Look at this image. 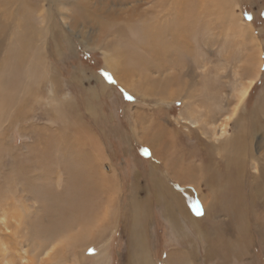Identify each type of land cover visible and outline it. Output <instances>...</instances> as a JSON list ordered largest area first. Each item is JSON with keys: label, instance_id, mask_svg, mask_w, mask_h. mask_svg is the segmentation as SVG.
I'll return each mask as SVG.
<instances>
[{"label": "rangeland", "instance_id": "374dc122", "mask_svg": "<svg viewBox=\"0 0 264 264\" xmlns=\"http://www.w3.org/2000/svg\"><path fill=\"white\" fill-rule=\"evenodd\" d=\"M158 1L0 0V264H264V0Z\"/></svg>", "mask_w": 264, "mask_h": 264}, {"label": "bare ground", "instance_id": "6f19581e", "mask_svg": "<svg viewBox=\"0 0 264 264\" xmlns=\"http://www.w3.org/2000/svg\"><path fill=\"white\" fill-rule=\"evenodd\" d=\"M54 1H56V5H57V8H58V12H59V17H61V21L64 23V22H66V21H68L67 19V17H68V11H69V9H68V7H69V4H70V2L68 3L67 1L68 0H64L65 1V3H62V2H64V1H61V0H54ZM220 1V0H219ZM168 2H169V0H159L158 1V3H157V5H156V7L157 8H159L158 10H155L153 13L155 14V16H158V15H160L162 12H164L166 9H167V5H168ZM88 3H90V2H88ZM121 4V3H120ZM141 4V3H140ZM210 4H212V6H217V5H220L221 3L219 2H217V0L215 1V0H212L211 1V3ZM130 5V4H129ZM81 6V5H80ZM131 6V5H130ZM130 6H126V7H123V6H118L119 8H122V10H125V9H127V8H129ZM79 7V6H78ZM118 7H117V14H118V12H119V10H118ZM155 7V6H154ZM110 8H111V6H110ZM116 8V7H115ZM124 8V9H123ZM80 9V8H79ZM165 9V10H164ZM78 10V9H77ZM113 10H115L114 8H113ZM140 10V12H138V13H140L141 15H139V18L140 19H142V22H143V24H145V25H142V27L141 28H143L144 30H147V28H146V26H147V23H149V22H147V18H146V6L145 7H142V8H140L139 9ZM90 12V11H89ZM115 12V13H116ZM123 13V12H122ZM127 13V12H126ZM116 14V15H117ZM121 13H119L118 15H120ZM222 15V17H223V19L226 17V18H228V19H226V21L225 20H223V21H225L226 22V27H227V29L230 31L231 30V32H237L238 34H241V37L243 38V34L245 33V31H244V29H245V25L243 24V23H239L238 21H234L233 20V17L232 18H230L229 16H228V13H227V10L225 11V13L223 12V13H221ZM132 15V14H131ZM138 15V14H137ZM217 15V14H216ZM122 16H123V14H122ZM127 16H129V15H127ZM154 16V17H155ZM72 17V16H71ZM130 17V16H129ZM134 16L132 15V18H133ZM155 18H157V17H155ZM121 20V19H120ZM132 20V19H131ZM153 20V19H152ZM188 20V19H187ZM133 21V20H132ZM107 22V21H106ZM139 22V21H138ZM178 22V21H177ZM129 23V22H128ZM107 24H108V22H107ZM175 24V23H174ZM183 24H184V22H183ZM234 24H237V25H234ZM155 25V24H154ZM116 26V25H115ZM131 27V26H130ZM123 28V27H122ZM112 29V28H111ZM181 29H182V27H180L179 25H177V24H175V26H173L172 27V29H170V30H172V31H174V33L175 34H177V32H181ZM129 30H130V28H129ZM148 31V30H147ZM72 32V31H71ZM121 32V31H120ZM146 32V31H145ZM144 32V33H145ZM150 32V31H149ZM244 32V33H243ZM160 33V32H159ZM161 34V33H160ZM179 34V33H178ZM110 35V34H109ZM153 35H156L155 33L153 34ZM157 36V35H156ZM159 38V37H158ZM151 44H153L152 46H154V48H152L153 49V52H152V54H153V56L154 57H158V56H160V57H162L163 55L164 56H166L167 54H169V52H168V50H167V47L165 46V45H163V44H161V43H159L160 41H158V39H157V37H154V38H152L151 39ZM171 42V41H170ZM148 44V43H147ZM150 44V43H149ZM148 44V45H149ZM136 45V44H135ZM145 46V45H144ZM151 46V45H150ZM151 46V47H152ZM150 47V48H151ZM104 50V49H103ZM106 51V50H105ZM104 51V52H105ZM150 52V51H149ZM162 55V56H161ZM257 55H258V51H255L254 52V56L255 57H257ZM114 60H115V58L113 57V58H111V61H113V63H114ZM108 59H106V62L108 63ZM106 63V64H107ZM110 63V62H109ZM108 63V64H109ZM115 63H117L116 61H115ZM146 64V63H145ZM254 64H255V66H256V69H258L259 67H260V62H258L257 60H254ZM257 71L258 70H256V73H257ZM181 73V72H180ZM181 75V74H180ZM183 76V75H182ZM188 75H186V74H184V77H187ZM177 81V79H175V78H172V79H169V80H166V82H168L169 84H171V83H173V84H175V83H177L176 82ZM185 81V80H184ZM129 82V81H128ZM181 82V81H180ZM181 83H183V82H181ZM180 83V84H181ZM191 83V82H190ZM130 84H132V83H130ZM251 84H252V82H251V80H248V83L247 84H241V86L240 87H237V89L233 92V93H235V94H233V100H234V107H233V109H230L229 110V113H228V115H225V116H223V118L220 120V123L218 124V127L217 128H219L220 129V134H215L213 137H215V141L217 140V138L218 139H220V138H222L223 137V135H225V127L228 125V123H230L233 119H234V117L236 116V114H237V110L239 109V107H240V105L242 104V102L246 99V96L248 95V93H249V91H250V86H251ZM184 90H183V95H178L181 99H182V101H183V103H187V98H191V97H193V95H195V89L193 88L192 89V87L189 85V83H187L186 81L184 82ZM182 86V87H183ZM167 88V87H166ZM165 88V89H166ZM172 88V87H171ZM128 89V88H127ZM163 90V89H162ZM177 94V93H176ZM175 95V94H174ZM167 100V99H166ZM231 107V106H230ZM193 108L194 109H197L198 107L194 104L193 105ZM198 110V109H197ZM211 116H213V115H211ZM193 126L192 127H194V128H197V129H199L200 127L199 126H194L195 124H198V121L195 119V121H193ZM226 141H228V140H226ZM223 142V141H222ZM225 142V141H224ZM213 143V142H212ZM227 143H229V144H231V145H234V144H236V145H238L239 146V144H237L238 142L236 141V143L235 142H232V138H230V140H229V142H227ZM215 144V143H214ZM225 144V143H224ZM241 144V143H240ZM217 146V145H216ZM227 146V145H226ZM219 149V148H218ZM225 157H227V159H229V158H231V154H226V156ZM85 162V161H84ZM38 163H39V161H38ZM109 168V167H108ZM200 169H202V166L200 165V167H199ZM99 169V168H98ZM108 174V173H107ZM104 174H102V176H103ZM106 175V174H105ZM185 184V183H184ZM186 185V184H185ZM197 192V191H196ZM68 221V220H67ZM70 222V221H69ZM69 224V223H68ZM52 239V238H51ZM3 245V244H2ZM48 245H46V244H44V245H42V246H39V248H40V250L42 251V249H44L45 247H47ZM48 248V247H47ZM51 248H48V249H46V253L44 252V254H47L48 253V251L50 250ZM18 257H19V259L21 260V261H23V260H26L25 259V257H23V255H21V256H19L18 255ZM4 264H7L6 263V261L4 260Z\"/></svg>", "mask_w": 264, "mask_h": 264}, {"label": "snow or ice", "instance_id": "6c2138e0", "mask_svg": "<svg viewBox=\"0 0 264 264\" xmlns=\"http://www.w3.org/2000/svg\"><path fill=\"white\" fill-rule=\"evenodd\" d=\"M248 18L251 19L250 16H249ZM104 75H105V77H106L110 82H114V81L112 80V77H111L108 73L105 72ZM129 98H131V97H129ZM196 211H197V214H201V213H200V209H199L198 206L196 207Z\"/></svg>", "mask_w": 264, "mask_h": 264}]
</instances>
